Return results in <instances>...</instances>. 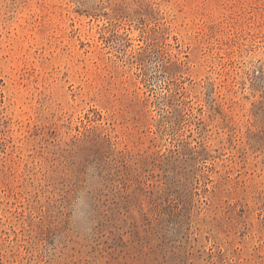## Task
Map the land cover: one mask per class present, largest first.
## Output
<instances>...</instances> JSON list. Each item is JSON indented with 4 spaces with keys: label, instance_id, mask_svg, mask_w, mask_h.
<instances>
[{
    "label": "rangeland",
    "instance_id": "obj_1",
    "mask_svg": "<svg viewBox=\"0 0 264 264\" xmlns=\"http://www.w3.org/2000/svg\"><path fill=\"white\" fill-rule=\"evenodd\" d=\"M0 264H264V0H0Z\"/></svg>",
    "mask_w": 264,
    "mask_h": 264
}]
</instances>
